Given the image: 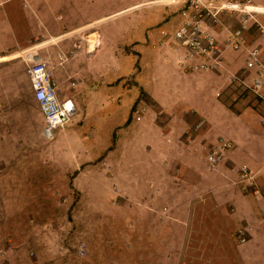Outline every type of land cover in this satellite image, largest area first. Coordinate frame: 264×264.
<instances>
[{"label": "crops", "instance_id": "1", "mask_svg": "<svg viewBox=\"0 0 264 264\" xmlns=\"http://www.w3.org/2000/svg\"><path fill=\"white\" fill-rule=\"evenodd\" d=\"M34 1L40 3L42 15L28 18L33 33L42 18L47 29L56 24L65 36L61 49L57 47L64 53L57 54L58 60L63 62L55 61L54 64L48 58V50L41 52L42 58L54 65L71 63L74 66L81 64L80 50L87 49L88 62L102 66L103 73L98 75H103V79L98 76L100 81L93 83L97 88L92 91L89 88L85 94L93 98L94 103H101V113L110 114L112 109L119 111L127 124L139 102L154 106L155 112L146 123L143 119L142 123L128 126L134 128L138 124L136 128L152 133L138 136L141 147L135 153L143 158L138 163L139 173L135 174L132 159L119 163L125 188L118 192L127 194L130 199L143 194L147 201L155 194V204L147 202L149 207H155V264H264V100L261 105L251 104L250 99L234 105L226 101L230 91L245 90L233 77H248L243 71L246 50L227 48L219 70L197 71L196 67L204 60L185 59L184 49L174 43L169 34L180 21L182 0ZM250 1L264 7V0ZM7 11L5 7L0 13V27L6 25ZM79 17L84 18V22H78ZM226 20L221 15L207 23L221 42L225 41L228 31L241 27L238 21L236 29L223 28ZM258 20L264 24V16ZM82 33L89 35L83 42L80 41ZM30 37L17 38L10 50H0L2 62L9 51L22 46ZM245 37L250 47L257 44L255 28L248 30ZM113 50L120 51V62L126 63V69L118 68L121 74L113 79L119 84L111 89V67H117L119 62L117 57H112ZM1 80L0 102L12 108V103L6 101L10 98L5 78L0 77ZM64 80L55 73L60 96L72 98L77 110L80 103L76 98L80 95L70 87L66 89L68 84ZM27 86L32 89L30 81ZM11 120L13 123L12 117ZM5 130L1 129L3 137ZM223 139L228 140L230 148L223 161L211 168L207 154ZM77 158L72 156L70 165L79 171L80 167L75 166ZM108 161L98 160L97 163L99 171L104 167L105 177ZM3 162L0 159V164ZM42 162L45 165L46 159H41L39 164ZM243 167L252 172L254 186L244 179ZM19 169L18 165L10 169L13 174L1 175V200L3 195L9 199L5 196V188L9 186L17 194L28 193L29 185L20 179ZM134 175H140L143 181H132ZM20 195L17 207L25 209L28 205ZM3 201L10 206L12 200ZM247 227H250L249 240L241 244L237 232Z\"/></svg>", "mask_w": 264, "mask_h": 264}, {"label": "rangeland", "instance_id": "2", "mask_svg": "<svg viewBox=\"0 0 264 264\" xmlns=\"http://www.w3.org/2000/svg\"><path fill=\"white\" fill-rule=\"evenodd\" d=\"M5 7L6 10L8 7L9 18L7 20L6 16V25L0 27V50H10L17 38L23 40L31 37L22 46L9 51L5 62L0 63V77L5 78L10 98L6 101L7 104L12 103V108L8 105L11 123L0 142V159L4 161L0 164V168H3L0 177L13 174L10 169L19 165L17 173L29 186L26 188L28 193L19 194L12 186L5 188V196L9 199L3 195V200L11 198L10 206L1 200L0 193V264H155V207L148 206L149 203L155 204V194H152L153 198L149 202L144 200L143 194H136L130 199L127 194L118 192V189L125 188L119 163L124 159H132L135 174L139 173L138 163L143 158L135 153L141 147L138 146L141 142L137 140L138 136L144 137L147 134L141 127L136 128L138 124L134 128L128 126L131 123H142L143 119L146 123L155 112L154 106L139 102L127 124L119 111L112 109L110 114L101 113V103H94L93 98L85 97L89 88L91 91L97 88L93 83L100 81L98 76L103 79V75H98L99 72L103 73L100 69L102 66L90 64L86 59L88 50H80L79 65H54L61 61L58 60L59 54H64L60 46L65 36H62L63 31L56 24L47 29L42 18L38 20L33 33L28 18H39L42 15L40 3L34 0H23V3L22 0H14ZM221 15L227 18L222 24L223 28L236 29L239 26L240 21L236 16L228 13ZM60 17L58 19L61 21ZM77 20L84 22L82 17ZM181 20L180 16V21L169 33L170 38ZM87 36L80 34V41H85ZM46 50L49 60L54 62L48 63L53 80L57 73L68 84L66 89L76 83L71 90L80 95L79 98L75 97L80 107L68 125L55 132L53 139L44 136V116L32 89L27 88L30 81L27 73L30 65L28 55H38L36 57L46 61V58L41 57V52ZM119 52L112 51V57H117L116 61L119 62L117 67H111V89L118 87L119 81L114 80L121 74L122 70L118 68L126 69V63L120 62ZM121 54H124L123 51ZM248 99L252 101L251 104L263 103L258 96L245 90L230 91L226 101L234 105ZM72 156L78 157L75 166L80 167L79 171L70 165ZM41 159H46L45 165V162L39 164ZM105 159L109 160L106 177L103 175L104 167L99 171L97 166L98 160ZM8 178L12 180V177ZM134 179L143 181L140 175H134L132 181ZM20 194L28 205L25 209L17 207ZM105 200L108 201L107 205ZM94 206L97 208L94 209Z\"/></svg>", "mask_w": 264, "mask_h": 264}, {"label": "built area", "instance_id": "3", "mask_svg": "<svg viewBox=\"0 0 264 264\" xmlns=\"http://www.w3.org/2000/svg\"><path fill=\"white\" fill-rule=\"evenodd\" d=\"M10 1L0 0V13ZM182 4L180 11L182 20L176 27L172 39L184 49L185 59H203L204 63L198 65L196 70L213 72L221 68L224 50L227 48L234 51L246 50L243 71L248 77L240 79L234 76L233 80L239 81L245 91L264 100V24L258 20L260 16H264V7L257 6L250 0H182ZM222 13L239 17L242 23L240 28L228 31L224 42L219 41L207 27V20H217ZM253 27L256 30L257 44L250 47L245 33ZM36 56L38 55H28L30 65L27 73L35 99L45 119L44 136L53 139L55 132L64 129L71 121L76 105L72 98L60 96L59 87L53 80L48 62ZM75 86L76 83H72L71 88ZM8 110V105L0 102V142L3 140L1 129H6L11 123ZM229 148V142H219L207 154L208 165L211 168L219 165ZM242 170L244 179L249 185L254 186L252 172L247 167H243ZM249 231L250 227H247L237 232V240L241 244L249 240Z\"/></svg>", "mask_w": 264, "mask_h": 264}, {"label": "bare ground", "instance_id": "4", "mask_svg": "<svg viewBox=\"0 0 264 264\" xmlns=\"http://www.w3.org/2000/svg\"><path fill=\"white\" fill-rule=\"evenodd\" d=\"M1 61H4V59H0V62H1Z\"/></svg>", "mask_w": 264, "mask_h": 264}, {"label": "clouds", "instance_id": "5", "mask_svg": "<svg viewBox=\"0 0 264 264\" xmlns=\"http://www.w3.org/2000/svg\"><path fill=\"white\" fill-rule=\"evenodd\" d=\"M240 19V18H239ZM242 24V23H241ZM240 28V27H239ZM238 29V28H237ZM253 29V28H252ZM251 30V29H250Z\"/></svg>", "mask_w": 264, "mask_h": 264}]
</instances>
